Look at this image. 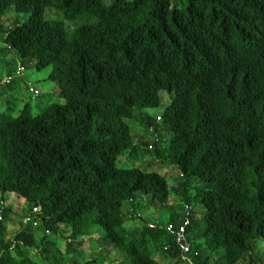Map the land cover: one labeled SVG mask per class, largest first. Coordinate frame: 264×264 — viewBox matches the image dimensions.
Segmentation results:
<instances>
[{"label": "trees", "instance_id": "16d2710c", "mask_svg": "<svg viewBox=\"0 0 264 264\" xmlns=\"http://www.w3.org/2000/svg\"><path fill=\"white\" fill-rule=\"evenodd\" d=\"M10 9L25 18L5 27ZM0 35L15 54L0 68V264H59L47 243L39 263L27 252L60 226L70 264H101L84 255L100 247L109 264H264V0H0ZM19 65L50 67L58 100L31 114ZM161 107L137 136L138 110ZM137 150L146 167L119 166ZM187 217L188 261L166 228Z\"/></svg>", "mask_w": 264, "mask_h": 264}, {"label": "rangeland", "instance_id": "374dc122", "mask_svg": "<svg viewBox=\"0 0 264 264\" xmlns=\"http://www.w3.org/2000/svg\"><path fill=\"white\" fill-rule=\"evenodd\" d=\"M49 17H54L55 13L50 9L47 12ZM17 16V18H16ZM25 18V16L20 15V14H15L13 10H9L6 14L5 17L3 18V24L5 27H7L9 24L12 23V21L14 19L18 20V22L20 20H23ZM1 36V35H0ZM15 54L14 52L9 49L6 45V43L3 42V39L0 37V68L3 66V61L7 62L11 57H14ZM50 67H47L44 70L41 71H36L34 69V65L28 66L25 68L24 72H23V76H21V79H25L26 81H28L26 84L29 85L31 83V85L33 84L34 88L39 89V91L45 95L43 97H40L39 102L34 101L31 97V101H30V109H31V114H35L38 112V110H40L42 107L46 106L49 102H55L58 100L59 98V90L56 86V84L54 83H44L43 82V78L49 73L50 71ZM20 80V79H19ZM29 92V91H28ZM50 94V95H46ZM13 94H15L16 96H18L20 98V101L18 103H16V105L18 107H21V104L27 100V95L26 92L23 90H21V92H18L17 90L13 91ZM29 95L31 96V93L29 92ZM162 98H163V103L162 105L164 106L165 104L169 103V98L166 94H162ZM2 100H0V109H3L6 105V101H4V98H1ZM23 100V101H22ZM16 106V110L14 111V113H16V111L18 110ZM163 108L161 107L160 109H152V110H143V111H139L137 112V117L134 121H132L130 123V126L132 128V131H135L137 136H145L150 138L151 137V133L150 131L145 127L144 124V120L141 121V119L143 117H141V114H145L151 117H155V118H159L160 114L162 113ZM139 138L135 137L134 140L135 142H137ZM127 159L124 160L126 162L123 163V161L119 164V166H125L126 163L128 164H132L135 162V165L141 168H144L147 166L148 163L151 162V157H148L146 155H142V153L140 152V150H137L136 154H134V158L130 157L128 154L125 156ZM123 160V159H122ZM156 168H158V172L160 174H163L164 176H166L167 180L169 182H171L172 180L170 179L171 177H173L176 173L177 170L174 167L168 166V165H154ZM4 206H9L10 207V213H9V218L7 220H1L3 226L6 228L7 230V236L10 238H13L14 234L21 228L20 225V220L22 218V210H20L18 207V203L15 202L11 196H6L4 199ZM139 211L140 213L144 216L143 214V210L142 208ZM40 208L37 209V211ZM15 210H20L17 213H14ZM142 210V211H141ZM166 220V215H163L162 221ZM28 220L27 219H23V222L26 223ZM140 224L141 222L139 220L136 219H129L128 222L125 223V226L128 227L129 229H139L140 228ZM134 226V228H133ZM70 229L66 228L64 226H60L57 233L56 234H47L43 231H38L35 235V243L33 244L32 247L29 248L27 255L29 260L32 263H39L41 259H43L44 257L42 256V251L41 248L44 246H49L50 251L52 253H50V256H52V254H54V256H57V258L61 261H59V264H70L72 257L75 256V252L73 250L66 251L65 249V242H68L70 239H67L70 235ZM101 234V232L95 231L90 233V236L85 237L86 240H88L89 238H95V237H99ZM94 240V239H93ZM257 254L261 257L264 256V243L263 242H258V247H257ZM106 253L107 251H105V248L100 247L98 249L95 250H86L84 251V255L85 257L87 256V259H90L91 261L94 262H101V264H109L108 262V257H106ZM112 253V252H110ZM49 263H52L51 259L48 258L47 259ZM47 260H45L47 262ZM72 263V262H71Z\"/></svg>", "mask_w": 264, "mask_h": 264}, {"label": "built area", "instance_id": "2783aa9c", "mask_svg": "<svg viewBox=\"0 0 264 264\" xmlns=\"http://www.w3.org/2000/svg\"><path fill=\"white\" fill-rule=\"evenodd\" d=\"M24 72V67L19 65L14 73V76H22ZM11 79V76H7L3 78V82H8ZM29 90L32 92L33 96L37 95V91L33 89L32 87H29ZM38 208H35L34 211H37ZM28 220V218H27ZM189 224V219L188 217L184 220L183 224L180 225L179 227L174 228L172 225H167V230L174 236L175 238V243L177 246L180 248L181 253L183 254V259L188 261L186 253L189 252L190 245L187 241V236H186V227ZM153 226V225H150Z\"/></svg>", "mask_w": 264, "mask_h": 264}, {"label": "clouds", "instance_id": "9594fccd", "mask_svg": "<svg viewBox=\"0 0 264 264\" xmlns=\"http://www.w3.org/2000/svg\"><path fill=\"white\" fill-rule=\"evenodd\" d=\"M24 70H25V68H24ZM28 87H32L33 88V86L31 85V83L28 85ZM28 91L31 93V97L34 98L35 96H33L32 92L29 90V88H28Z\"/></svg>", "mask_w": 264, "mask_h": 264}]
</instances>
